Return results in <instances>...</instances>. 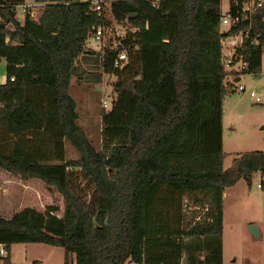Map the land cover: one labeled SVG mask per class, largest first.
I'll list each match as a JSON object with an SVG mask.
<instances>
[{
	"label": "trees",
	"instance_id": "obj_1",
	"mask_svg": "<svg viewBox=\"0 0 264 264\" xmlns=\"http://www.w3.org/2000/svg\"><path fill=\"white\" fill-rule=\"evenodd\" d=\"M4 1L0 69L5 60L7 80L0 82V131L15 144L9 150L2 139L0 169L54 186L64 213L26 207L11 218L0 216V244L8 251L2 264H24L10 258L17 243L62 247L64 264H73L72 255L75 264H223V191L240 179L249 184L256 172L264 175V151L239 153L223 168L229 83L220 40L250 27L237 52L247 63L242 74H259L264 5L221 32V0H161L158 7L152 0L115 2L116 19L138 30L125 41L127 65L115 68L116 53L106 49L104 66L93 73L96 82L105 74L117 78L111 108L102 111L97 149L78 123L69 90L82 69L77 61L87 54L88 34L105 19L79 0H35L42 4L39 13L21 22L16 7L25 0ZM229 6L233 14L234 0ZM101 54L93 59L98 65ZM45 134L57 148L53 158L42 149ZM64 140L78 159L63 158ZM70 169L80 170L91 187L89 202ZM198 191L208 202L205 219L184 230L180 196Z\"/></svg>",
	"mask_w": 264,
	"mask_h": 264
},
{
	"label": "rangeland",
	"instance_id": "obj_2",
	"mask_svg": "<svg viewBox=\"0 0 264 264\" xmlns=\"http://www.w3.org/2000/svg\"><path fill=\"white\" fill-rule=\"evenodd\" d=\"M34 1L27 0V2ZM40 7L34 8L33 11L38 14ZM228 7L229 0L220 1L221 14L226 13ZM17 18L21 22L25 20L19 14V11ZM9 26L13 28L12 25ZM225 28L222 27V29ZM85 52L87 54L80 56L77 61L82 69L73 77L69 91L77 102L79 125L86 132L93 145L97 149H101L102 101L105 98L108 100V107L104 109L109 110L111 100L115 97L112 84L117 78L105 74L101 82L92 79L93 73L99 70V65L93 60L96 54L90 50H85ZM261 62V72L259 74L246 73L239 75L238 78L231 77V84L230 82L229 85L226 84L227 93L223 100L222 117V150L225 152L223 168L231 167L234 157L239 153L252 150L264 151V46H262ZM2 66L0 72L3 71ZM238 84L243 85L245 89L237 90L235 86ZM250 91L255 93L254 97H250ZM257 97H260V101H256ZM44 137L48 141L45 140L42 149L49 152V156L53 158L56 155L57 148L49 140L48 135L45 134ZM2 139H7V141L3 140V145L12 150L15 141L11 140L12 136L8 135L7 130L0 131V143ZM30 147L34 149L33 142L30 143ZM62 153L66 161L80 157L77 149L68 140L63 141ZM54 162L60 161L54 160ZM70 172L77 176L78 183L84 187L85 199L89 202L92 193L91 187L83 180L80 170L70 169ZM260 178V172H256L252 175L249 184L244 179L237 182L235 187L244 185L245 190L239 201L241 204L238 203L236 208L230 206V193L228 190L225 191L223 233L221 235L222 242L225 245L224 264H233L230 260L235 257V262L240 259L239 255L242 252V249H240V236L237 229H234L239 225L240 215L264 220V193L256 187V183ZM238 192L239 196L241 194L240 188H238ZM207 205V200L203 193L199 191L193 194L192 197L182 194L178 208V213L183 218L181 228L186 230L190 224L205 219ZM26 207L35 208L40 212H46L51 207H57L58 210L54 214L60 217L64 213V198L54 186L48 185L40 179L26 180L16 173L0 169V216L11 218ZM231 231H235L237 237L230 236ZM23 245L25 244L19 243L15 246L17 255L21 257L26 255L25 246ZM30 247L32 248H29V253L39 258L41 264H64L65 251L62 247L41 243L32 244ZM71 258L73 264H75V255H72Z\"/></svg>",
	"mask_w": 264,
	"mask_h": 264
},
{
	"label": "built area",
	"instance_id": "obj_3",
	"mask_svg": "<svg viewBox=\"0 0 264 264\" xmlns=\"http://www.w3.org/2000/svg\"><path fill=\"white\" fill-rule=\"evenodd\" d=\"M80 2L87 3L89 10L93 13H97L105 19V22L94 26L88 38L85 42V50H90L92 53L102 52L100 55L99 67L104 66L106 49L116 53L113 59V66L117 69L123 68L129 62L130 51L125 41L128 39L129 34L138 30L137 27H132L128 24V21H118L112 11V6L115 2L124 0H79ZM161 0H152V5L158 7ZM42 4L34 2H24L17 5L16 11L21 16L26 18L36 17V11L34 8L40 7ZM264 5V0H234L235 10L232 14L230 12V6L226 13L221 14L220 18V31H228L236 23L249 17L250 14L258 7ZM109 13V15H108ZM109 16V17H108ZM222 27H226L222 29ZM250 27L241 29L233 34H229L221 38V63L224 69L228 72L225 81L228 83L230 78H238L246 69L247 63L243 60L237 52V49L241 47L243 40L248 36ZM14 79V78H12ZM237 90H244L245 87L241 84L235 86ZM250 97H254L255 93L250 91ZM256 101H260V97L256 98ZM103 108L108 107V100L103 99ZM113 99L111 100L112 105ZM256 187L264 193V175H261L260 180L256 183ZM8 254L5 245L0 244V257H4Z\"/></svg>",
	"mask_w": 264,
	"mask_h": 264
},
{
	"label": "crops",
	"instance_id": "obj_4",
	"mask_svg": "<svg viewBox=\"0 0 264 264\" xmlns=\"http://www.w3.org/2000/svg\"><path fill=\"white\" fill-rule=\"evenodd\" d=\"M25 1L27 2V0ZM1 66L3 67V71L0 72V82L4 83L7 80L6 72H5L6 61L4 62L3 60ZM237 182H239V180ZM237 182L233 186L225 188V190L223 191V211H224V204H225L224 196H225L226 190H228L230 193V206L232 208H236L238 203L241 204L239 201L244 195L243 192L245 188H244V185H241L240 187H235ZM238 188H240V192H241L239 196H238V193H239ZM223 221H224V217H223ZM249 224H255L257 231H258L257 236H253L248 231L247 227ZM234 229H237V233L240 236V249H242V252H241V255H239L240 256L239 261L235 262L236 257L234 259H231L230 261H232L233 264H264V237H263L264 236V220L263 219L258 220L257 218H254V217L250 218V216H247V215L246 216L240 215L239 225ZM234 232L235 231H231L230 236L237 237V233L235 234ZM222 233H223V230H222ZM221 242H222V239H221ZM18 244L19 243L13 244L11 246L10 258L12 262L24 263V264H41V260L39 258L29 253V248H32L30 246H32V244H37V243L23 245L25 246L24 248L26 250L25 257H21L17 255L15 246H17ZM224 249H225V245L222 242V263L223 264H224ZM0 264H2L1 260H0Z\"/></svg>",
	"mask_w": 264,
	"mask_h": 264
},
{
	"label": "water",
	"instance_id": "obj_5",
	"mask_svg": "<svg viewBox=\"0 0 264 264\" xmlns=\"http://www.w3.org/2000/svg\"><path fill=\"white\" fill-rule=\"evenodd\" d=\"M0 3L4 4L5 1L1 0ZM134 15H137V13H132L131 16H134ZM247 229L253 236H257L258 235V231H257V228H256L255 224H249Z\"/></svg>",
	"mask_w": 264,
	"mask_h": 264
}]
</instances>
